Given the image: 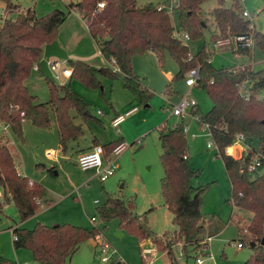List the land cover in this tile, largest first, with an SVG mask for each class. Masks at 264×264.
Returning <instances> with one entry per match:
<instances>
[{
  "label": "trees",
  "instance_id": "obj_1",
  "mask_svg": "<svg viewBox=\"0 0 264 264\" xmlns=\"http://www.w3.org/2000/svg\"><path fill=\"white\" fill-rule=\"evenodd\" d=\"M1 1L8 11L18 7L14 0ZM100 1L104 2L102 7L98 6ZM203 1L178 0L180 27L188 32L190 39H201L206 35ZM224 1L218 0V6L212 10L216 30L211 34V42L220 37L252 34L256 46L264 52V30L255 29L252 19L243 16L241 0H233L231 6H225ZM67 7V10L55 8L41 15H37L34 8L27 7L0 21V122L7 124L8 129L23 139V120L29 119L38 127H47L50 125L51 110L55 115L59 146L65 150L70 140L84 134L81 123L73 119L72 109L84 120L91 119L103 125L102 119L91 112L89 104L72 88L70 80L76 79L88 87L101 90V77L115 79L122 76L123 86L142 104H148L154 91L136 72L133 65L135 54L153 50L162 64L168 52L179 64V70L171 80L187 77L191 68L198 67L196 85L208 93L213 104L206 112L197 105L193 113L199 115V123L210 124L217 153L224 162L232 185L227 201L253 211L249 224L238 220L239 228L249 231L240 243L244 245L248 242L252 249L245 264H264V244L261 243L264 235V171L253 173L248 170L256 153L260 151L264 154V96L261 95L264 66L255 69L252 64L214 65L210 60L215 52L214 46L205 42L200 50L193 53L190 45L175 35L169 9L159 8L153 3L137 5L135 0H72ZM71 9L83 17L100 53L111 64L97 67L79 58L66 59L71 68L69 81L58 83L44 77L48 98L39 101L25 80L33 71V64L41 59L44 45L57 38L58 28ZM235 52L249 54L250 47L241 43ZM239 131L247 135L250 148L242 157L236 158L226 148ZM159 137L164 168L161 190L177 228L158 233L150 226L148 213L137 212L134 197L112 192H106L105 200L96 210L100 220L117 219L122 228L136 234L140 240L150 239L156 247L166 250L171 264H180L174 251L175 244L183 243L186 254H189V245L201 250L208 247V239L203 236L206 220L202 211L206 187L192 183V178L200 171L189 155L185 120L173 126L161 125ZM9 140V136L1 130L0 212L5 204L12 201L21 221L38 209L46 195V188L40 181L30 179L17 170ZM93 140L94 144L99 143ZM123 140L122 136H118L102 143L104 156L108 157ZM49 170L52 171L53 167ZM11 231L16 236L13 237V246L30 250L33 260L38 263L69 264L70 257L80 244L99 233V228L70 222H37L31 228L14 225ZM0 264L16 263L0 255ZM107 264L128 263L121 258L110 257Z\"/></svg>",
  "mask_w": 264,
  "mask_h": 264
},
{
  "label": "rangeland",
  "instance_id": "obj_2",
  "mask_svg": "<svg viewBox=\"0 0 264 264\" xmlns=\"http://www.w3.org/2000/svg\"><path fill=\"white\" fill-rule=\"evenodd\" d=\"M14 1L18 7L13 11H7L6 15L8 16H14L18 10L27 7L34 8L37 15L55 8L67 10V4L72 0ZM135 1L137 5L165 3L167 6L176 5L178 2V0ZM218 4V0L203 1L202 7L207 20L206 35L201 39L187 41L192 52L200 50L205 42L214 46L211 42V34L216 30V24L212 10ZM232 4L233 0L224 1L225 6ZM242 5L250 12V18L257 29L263 30L264 0H242ZM168 9L171 7L168 6ZM171 15L175 26L181 28L178 11L175 9ZM82 25L77 13H69V16L58 28L56 40L68 52L70 58H80L94 66L105 64L97 42L92 38L87 28ZM235 46L232 43L214 47L216 49L212 55L214 65L221 67L253 62L255 69L264 66V52L258 46L250 48L248 55L236 54L233 51ZM58 60L60 62L58 67L51 72L55 81L67 83L69 78L61 74V68L70 67L65 64V60L62 58ZM133 65L136 72L141 75L143 82L154 91L149 105L141 104L137 96L128 88L125 89L122 76L113 79L115 82L111 88L109 84L105 83L108 80L104 79V86L101 90L88 87L76 79L70 80L72 88L89 104L91 112L103 121V125H99L91 119L84 120L81 116L76 115L73 109L70 111L74 121L81 123L84 128V134L77 140L80 141V146L84 147L86 142L91 140V129L105 134H113L116 137L122 136L125 140L123 143L125 146L120 152L117 155L113 154L117 156L114 173L104 181L92 174L94 169H82L76 163L77 154L71 151L73 146L70 143L64 150L67 156H61L59 161L56 162L46 157V148L50 145L56 148L59 146V135L53 111L50 110V125L47 127H38L32 124L29 119H24L22 123L23 139H20L10 129H4L0 122V131L3 130L9 136V147L14 158L19 162V170L34 180H38L41 174H46L50 179H47L46 182L57 193L47 191L45 199L56 200L58 196L60 197L53 210L58 214V218L63 219H56L44 224L63 223L64 220H67L64 222L78 224L77 222L82 221L83 224L79 223L78 225L99 228L101 240H99V245L95 243L94 252L92 253L89 246L81 247L70 264H107V261L101 259V255L108 252L100 250L103 241L108 243L109 251L115 250L111 258H121L128 264H171L167 251L158 247L157 251L152 253L149 258H145L143 251L146 247L154 245L152 241L150 239L140 240L136 234L122 228L117 219L100 220L96 207L105 200L106 191L119 196L134 197L137 203V212L139 214L148 213L149 224L155 231L158 233H163L166 230L174 231L177 225L172 221L173 213L165 204L161 190L164 168L160 158L162 145L159 137V125L165 122L167 125L173 126L176 122L184 119L191 161L200 171L192 178V183L195 186L204 185L206 187L202 204L206 220L203 236L207 239L208 236L212 237L207 240L210 245L206 249H195L189 245V254L185 253L183 243L175 244L174 251L177 260L180 264H196V257L201 256L203 264H215L217 260L218 264H245L243 256H249L252 249L248 242H245L243 248L238 245L242 238L249 234L248 230L242 231L239 228L238 220L249 224L253 211L240 208L227 201L232 192L231 182L224 162L217 153V148L214 145L207 146L211 139L208 132L201 130V125L194 116L188 114L183 117L171 113L172 106L178 103L189 90H191L190 94L198 101L201 111L206 112L211 108L212 99L204 89L197 85L190 89L186 85V77L171 80L179 70V64L168 52L165 53V60L162 64L158 62L153 50L137 53L133 57ZM25 82L31 92L37 94L39 101L47 100V85L41 73L32 71ZM125 93L135 97L139 103V110L129 116L124 115L125 118L117 131L110 123V116L113 113V107L116 109L117 105L118 109L121 108L119 110L122 114L123 110L129 108V98L125 96ZM261 95L264 96V88L261 90ZM113 100L116 103L113 104ZM98 108L103 111L101 115L96 113ZM146 128L150 129L142 133ZM75 146H78L77 143ZM53 165L58 171V176L55 178H53L52 171L49 170ZM92 215L95 220L91 219ZM16 221H19L18 212L11 201L5 204L0 212V255L11 260L14 258L13 243L11 244L12 233L7 227ZM32 224L28 223L27 226H32ZM28 264L40 263L32 258Z\"/></svg>",
  "mask_w": 264,
  "mask_h": 264
},
{
  "label": "built area",
  "instance_id": "obj_3",
  "mask_svg": "<svg viewBox=\"0 0 264 264\" xmlns=\"http://www.w3.org/2000/svg\"><path fill=\"white\" fill-rule=\"evenodd\" d=\"M178 3H176L177 5ZM104 5L103 1L98 2V6L102 7ZM159 8L162 7H167L165 3H161ZM8 9L6 8V4L0 0V21H2L4 18L8 17L6 15ZM242 14L245 17H250V12L247 9L242 10ZM175 35L187 42L190 39V36L188 32L181 30L179 27H175ZM234 43L236 46L234 49L236 50L239 45H244L252 48L255 45V40L252 34L246 35V34H239L236 36H230V37H220L215 42L213 43L214 47H220V46H225V45H231ZM59 58H55L54 62L53 60L50 59L48 61V66L50 70L56 69L59 65ZM211 60V58H210ZM39 68L38 62L34 63L32 66L33 70H37ZM117 68V67H115ZM61 74L69 77L71 74V69L68 67H62L61 68ZM54 76V75H53ZM57 76V75H55ZM199 77V68L194 67L191 68L188 71L187 77L185 78L186 84L190 86V89L196 85L197 79ZM191 90H189L185 95L182 96V98L179 100L178 103H175L172 106L171 113L173 115H178V116H186L188 114L194 116L197 121L199 122V115L197 113H193V108H195L198 105V101L190 94ZM97 112H100L98 110ZM123 119L122 115H118L112 120V124L118 127L119 123ZM2 123V122H1ZM3 124V128L7 129V124ZM201 125V130H206L208 134L210 135L211 139L208 141L207 145L208 146H216V143L212 137V131L210 128V124L207 122L200 123ZM123 148L122 144L117 145L112 151L111 154L108 155V157L104 156V150L103 147L100 143H96L92 145L90 149H87L85 151L79 152L76 155V163L82 168H94L95 169V174L99 177L100 180L106 179L109 175H111L114 172L115 169V159L117 156H114L113 154H118L120 150ZM250 148V144L247 141V135L239 131L236 133L233 142L227 146L226 151L231 154L232 156L239 158L242 157L245 152L248 151ZM47 153H51L50 151H47ZM248 170L250 172H263L264 171V154L262 152H257L256 155L254 156L253 160L251 163L248 165ZM92 220L95 219L94 216L91 217ZM15 238L16 236L13 235ZM212 236H209L208 239H211ZM239 246H242V243L239 242ZM109 246L108 243L103 241L101 243V250L102 251H108L106 254L102 255V260L107 261L111 256L114 255L115 250H108ZM156 246H150L146 247L143 251V256L145 258H149L152 253L157 251ZM118 258V257H117ZM203 263V258L201 256L196 257V264H202Z\"/></svg>",
  "mask_w": 264,
  "mask_h": 264
},
{
  "label": "crops",
  "instance_id": "obj_4",
  "mask_svg": "<svg viewBox=\"0 0 264 264\" xmlns=\"http://www.w3.org/2000/svg\"><path fill=\"white\" fill-rule=\"evenodd\" d=\"M241 2H242V0H241ZM69 3V2H68ZM178 3V2H177ZM159 5V4H158ZM157 5V6H158ZM169 7H171V9H169V11H170V13L171 12H174V10L176 9L177 10V6H178V4L177 5H173V4H171V5H168ZM168 6L166 7V8H168ZM243 6V5H242ZM243 9H244V7H243ZM71 12H73V13H77V15H78V18H79V21L81 22V24H83L82 26H85V28H87V26H86V24H85V21H84V19H83V17L76 11V10H74V9H71L70 10V13ZM69 16V14L67 15V17ZM66 17V18H67ZM66 18L64 19V21L66 20ZM63 21V22H64ZM62 22V23H63ZM61 23V24H62ZM60 24V25H61ZM175 25V24H174ZM176 27V26H175ZM253 27L255 28V29H257V27H256V25H254L253 24ZM87 30H88V28H87ZM264 30V29H263ZM89 31V30H88ZM90 33V32H89ZM93 38V37H92ZM94 39V38H93ZM95 40V39H94ZM256 45V44H255ZM254 45V46H255ZM216 50V49H215ZM149 51H152V50H149ZM233 51L235 52V49H233ZM155 52V51H154ZM156 53V52H155ZM194 53V52H193ZM236 54H246V53H238V52H235ZM246 55H248V54H246ZM103 56V55H102ZM156 56H157V54H156ZM103 58H104V56H103ZM80 59V58H79ZM64 60V59H63ZM104 60H105V64H103V65H101V66H104V65H108V64H111V62H109L107 59H105L104 58ZM157 60H158V58H157ZM211 60L213 61V59L211 58ZM85 61V60H84ZM65 62V64H67L66 63V60L64 61ZM87 62V61H86ZM159 62V61H158ZM89 63V62H88ZM91 64V63H90ZM243 64H252V66H253V62L252 63H246V62H244ZM243 64H241V65H243ZM238 65V64H237ZM241 65H238V66H241ZM67 66H69L68 64H67ZM66 67V66H65ZM98 67V66H97ZM33 71H37V72H39V73H41V71H40V69L38 68L37 70H33ZM42 74V73H41ZM42 76H43V78H44V75L42 74ZM66 77V76H65ZM69 78V77H68ZM123 78V77H122ZM104 79L105 80H108L107 82L105 81V83L106 84H109V86H110V88L113 86V83L115 82L113 79H107V78H104V77H101V86H100V88L101 89H103V82H104ZM54 80H55V78H54ZM57 82V81H56ZM108 82H110V83H108ZM58 83H60V82H58ZM187 85V84H186ZM188 86V85H187ZM190 87V86H189ZM126 89V88H125ZM125 96L126 97H128L129 99V104H130V106H129V108H126L125 110H123L124 112H123V114L121 113V110H119V109H121V108H119L118 109V105L116 106V109H115V107H113L112 105L114 104V103H116L114 100V102H113V104H111V107H113V113L111 114V116H110V123H111V125L114 127V129H116L117 131H119V126H120V123L121 122H123V120H124V118H125V116H129L131 113H133L134 111H137V110H139V103L135 100V97H133V95H129L128 93H125ZM133 101V102H132ZM142 104V103H141ZM145 105V104H144ZM146 105H149V103L148 104H146ZM198 106H199V103H198ZM98 110H100V112H97ZM96 113L97 114H99V115H101L102 113H103V111H102V109H96ZM118 115H122L123 116V119L121 120V122L119 123V125H118V127H116L115 125H113L112 124V120L115 118V117H117ZM125 115V116H124ZM163 124H165V122H163V123H161L160 125H159V127L161 126V125H163ZM56 126V125H55ZM56 128H57V126H56ZM8 129V128H7ZM150 128H146L142 133H144V132H146V131H148ZM57 131H58V129H57ZM91 132H92V137H91V140H89V141H85L86 142V145L84 146V147H81L80 146V141L78 142L77 140H78V138L77 139H72V140H70L68 143H70V144H72L71 146H73L72 147V149H71V151H74L76 154L77 153H79V152H82V151H85V150H87V149H90L91 147H92V145H94V140L93 139H96L100 144H102V143H105V142H107V141H109V140H111V139H113L114 137H116V136H114L113 134L111 135V134H109V133H107V134H105L104 132H100V131H97V130H93V129H91ZM146 134V133H145ZM59 135V134H58ZM81 137V136H80ZM84 142V143H85ZM125 142V140H123V142L121 143L122 145H123V147L125 146L123 143ZM75 143H77V145L78 146H75ZM11 144V143H10ZM208 146V145H207ZM47 151H50L51 153H47ZM63 153V154H62ZM45 154H46V157L48 158V159H50V160H54V161H59V159H60V157L61 156H67L66 154H65V151L64 150H62L61 148H60V146H58L57 148L56 147H54V146H52V145H50L48 148H46L45 149ZM111 154V153H110ZM109 154V155H110ZM189 155H190V153H189ZM116 159H117V157H116ZM116 159H115V166H116ZM14 160H15V164H16V168H17V170L20 172V173H22L20 170H19V167H18V160H16L15 158H14ZM44 165V164H43ZM53 167V170H52V174H53V178H55V177H57L58 176V171L56 170V167L53 165L52 166ZM116 168V167H115ZM86 169H94V168H86ZM114 173V172H113ZM112 173V174H113ZM22 174H25V173H22ZM92 174H94V176H97L96 174H95V169H94V171H93V173ZM111 174V175H112ZM110 176V175H109ZM108 176V177H109ZM29 177V176H28ZM107 177V178H108ZM30 179H34V178H31V177H29ZM106 178V179H107ZM47 179H48V176L46 175V174H41V176L38 178V180H40L41 182H43L45 185H46V193H47V191H52V192H55V194L57 193L56 191H54L51 187H50V185L48 184V182H46L47 181ZM106 179H104V180H106ZM48 180H50V179H48ZM104 180H101V181H104ZM44 185V186H45ZM231 187H232V185H231ZM107 192V191H106ZM46 196V195H45ZM58 196V195H57ZM59 200H60V197L58 196V198L55 200H47V199H45V197L43 198V199H41V203H40V206L38 207V209L34 212V214L33 215H31L30 217H28L27 219H25V220H21V221H16L15 223H13V224H11V225H9L7 228L11 231V229H12V227L14 226V225H16V226H18V227H32L35 223H37V222H42V223H47V222H49V221H55L56 219H60V220H62L63 218H58V214H56L55 212H54V208H55V206L57 205V203L59 202ZM95 201H97V200H95ZM92 216H94V215H92ZM91 216V217H92ZM95 220V219H94ZM64 221H67V220H64ZM64 221H62V222H64ZM90 222V221H89ZM28 223H33L32 224V226H27L28 225ZM78 224L79 223H82L83 224V222L82 221H80V222H77ZM11 233H12V231H11ZM12 235V234H11ZM100 233H97L93 238H89L88 240H86L85 242H82L81 244H80V246L78 247V249L72 254V256L70 257V260H69V264L71 263V261L73 260V258L75 257V254L80 250V248L81 247H86V246H89L91 249H92V253L94 252V250H93V248L95 249V247H96V245L98 244H100L99 243V240H101L100 239ZM209 237V236H208ZM13 243V235H12V241H11V244ZM95 243H96V245H95ZM210 245V243L208 242V246ZM13 246V245H12ZM152 246H155V245H152ZM240 248H243L244 247V245H242V246H239ZM208 248V247H207ZM28 249H22V248H15L14 246H13V252H14V258H13V260H14V262L16 263V264H28V262H29V260L30 259H32V254H31V252H30V250L29 251H27ZM101 250V249H100ZM247 257L248 256H243V260L244 261H246V259H247ZM29 258V259H28ZM101 259H102V255H101ZM104 261V260H103ZM196 263V262H195ZM204 263V262H203ZM202 263V264H203ZM215 264H218V260L217 261H215Z\"/></svg>",
  "mask_w": 264,
  "mask_h": 264
},
{
  "label": "water",
  "instance_id": "obj_5",
  "mask_svg": "<svg viewBox=\"0 0 264 264\" xmlns=\"http://www.w3.org/2000/svg\"><path fill=\"white\" fill-rule=\"evenodd\" d=\"M55 58H62L64 60L70 58L68 52L58 43L56 39L44 45L42 57L38 62L41 73L44 75V77L51 81H54V76L48 66V61L52 59V62H54ZM261 243L264 244V235L262 237ZM252 244L256 243L252 242Z\"/></svg>",
  "mask_w": 264,
  "mask_h": 264
}]
</instances>
